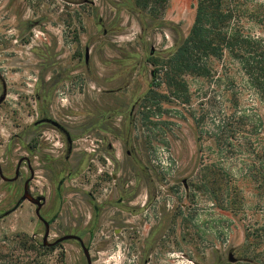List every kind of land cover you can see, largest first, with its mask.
Listing matches in <instances>:
<instances>
[{
    "label": "flooded vegetation",
    "instance_id": "flooded-vegetation-1",
    "mask_svg": "<svg viewBox=\"0 0 264 264\" xmlns=\"http://www.w3.org/2000/svg\"><path fill=\"white\" fill-rule=\"evenodd\" d=\"M71 1L55 21L61 28L73 26L70 34L76 45L70 57L64 31L48 29L46 16L23 19L25 13H16V35L0 37V97L6 93L0 107L10 89L3 59L15 62L10 63L12 70L35 75L31 120L17 128L5 145L0 141V200L6 196L0 214L16 204L27 185L30 195L39 198L42 219L35 216L32 238L41 244L47 227L48 242L61 240L55 247L74 248L77 255L65 264H99V255L112 244L123 246L127 254L131 249L140 251L137 264H151L154 246L168 233V221L171 225L180 214H187L182 198H191V181L197 174L178 178L176 166L164 168L154 161L158 151L149 136L145 141L143 126L154 130L162 124L151 120L152 115H160L162 103L148 99L158 81L156 60L173 45L157 48L149 36L169 25L160 21L165 7L154 15L157 20L134 9L132 0ZM83 18L90 19L91 30ZM128 18L138 28L133 49L112 43L130 28ZM36 29L43 38L33 35ZM102 50L115 55L109 57ZM62 89L68 97L76 89L67 107L58 106ZM191 118L189 129L196 146L199 130ZM29 204L35 215L36 206ZM138 217V222L132 221ZM136 235L138 239H133ZM228 259V253L215 255L211 264H252Z\"/></svg>",
    "mask_w": 264,
    "mask_h": 264
},
{
    "label": "rangeland",
    "instance_id": "rangeland-1",
    "mask_svg": "<svg viewBox=\"0 0 264 264\" xmlns=\"http://www.w3.org/2000/svg\"><path fill=\"white\" fill-rule=\"evenodd\" d=\"M150 1L151 7L153 2ZM66 4L72 3L64 0H16L12 3L0 0V37L16 35L14 27L19 23L16 13H25L23 19L46 16L50 19L48 29L64 31L66 56L70 57L76 45L74 34H70L73 26L61 28L55 23ZM166 4L160 21L167 22L169 27H162L161 32L149 36L155 39L157 48L163 49L174 45L179 30L186 33L190 28L196 0H167ZM217 7L231 17L226 25L221 24L222 28L218 27L214 32L217 34L221 29L229 35L236 33L246 40L244 48L240 45L225 47L220 56H204L200 75L186 70L171 75V64L159 62V78L149 96L162 103L160 115L151 117L152 121L162 124L154 130H146L143 126L145 141L149 136L151 146L158 151L154 161L164 168L168 164L176 166L174 171L180 179H189L197 172L191 181V198L187 201L182 198L187 214L184 217L180 214L171 225L168 221L165 226L168 233L154 246L151 264H211L215 255H224L229 249L235 251L242 246L244 249L235 253L236 257L256 262L252 264H264V0H212L209 8ZM68 8L74 7L69 5ZM83 20L84 26L91 30L90 19ZM126 21L127 25L131 21L130 28L112 43L133 49L136 47L137 23L133 18ZM33 35L44 36L37 29ZM103 51L109 57L115 55L110 50ZM257 55L262 57L258 64L262 69L261 91L253 84L248 66L242 62L243 57ZM2 61L10 88L7 102L0 107V141L5 145L17 128L31 120L29 115L34 111L31 85L35 75L24 69L12 70L10 63L13 60ZM169 80L176 85L168 84ZM61 92L64 93L59 96L58 106L67 107L76 89L70 90L69 97L63 89ZM190 115L200 122L201 160L199 157L194 172L196 146L189 129L193 122ZM89 179H92L90 175ZM38 180L44 183L42 179ZM5 200L4 195L0 208L5 206ZM139 218L132 221L138 222ZM35 224L33 208L27 202L0 220V264H65L77 255L74 248L68 246L48 249L35 246L31 241ZM163 236H157L156 241ZM99 257V264H137L140 251L131 249L127 254L123 246L112 244Z\"/></svg>",
    "mask_w": 264,
    "mask_h": 264
},
{
    "label": "trees",
    "instance_id": "trees-1",
    "mask_svg": "<svg viewBox=\"0 0 264 264\" xmlns=\"http://www.w3.org/2000/svg\"><path fill=\"white\" fill-rule=\"evenodd\" d=\"M149 1L150 0H132V3L134 5V9L143 15L152 19L160 20L154 15L160 14L163 11L167 0H151L150 3L153 2L151 7L149 6ZM211 1L212 0H197L194 22L188 34L184 39L179 36L178 40L174 43L167 55L159 60H156L159 67L162 61L171 64L169 74H178L181 71L186 70L191 74L200 75L203 70L201 59L204 56H220L222 48L237 47L239 45L240 48H244L247 44L246 40L236 36V33L229 35L226 32L222 33L221 29H219L220 31L217 32V34L214 32V29L221 27V24L226 25L230 20L229 17L231 16L229 13L223 14L219 7L210 9L209 5ZM261 59V55H257L251 58L249 56L243 57L242 60V62L248 66L247 72L251 76L253 84L256 88L258 87L260 91L263 90L261 89V83H259L262 75V69L258 68V64H261ZM158 72L160 73L159 68ZM168 84L176 85L172 80H169ZM148 100L155 101L156 99L152 98ZM195 123L199 130L200 122L196 119ZM195 133H197V131ZM196 136L201 148V140L198 135ZM31 241L35 246L41 249H48L47 247H42L32 238V236Z\"/></svg>",
    "mask_w": 264,
    "mask_h": 264
},
{
    "label": "water",
    "instance_id": "water-1",
    "mask_svg": "<svg viewBox=\"0 0 264 264\" xmlns=\"http://www.w3.org/2000/svg\"><path fill=\"white\" fill-rule=\"evenodd\" d=\"M64 1L65 2H70V3L73 2V1H69V0H64ZM196 5H197V0H196ZM195 11H196V8H195ZM194 16H195V14H194ZM193 22H194V20H193ZM193 22H192V24H193ZM191 26H190V28H191ZM190 28L187 30L186 33H183L181 30H179L180 33H177V35H179L182 39H184L185 36L188 34ZM5 95H6V93L4 91L3 95L0 97V104L4 101ZM195 140H196V148H197V151H196V163H195L193 172L198 167V162H199V157H200V146H199V143H198V139H197L196 133H195ZM24 202H29V203H31V204H33V205L36 206L35 216L37 217L38 221H42V219H41V217L39 215V208H40L39 198L38 199H34L32 197V195H30L29 188H28L27 185H25V187L23 188V195L16 202V204L10 210H8V211L0 214V220H3L6 217H8L9 215H11L12 213H14ZM232 217H234V215H232ZM60 242H61V240H57V241L52 242V243L48 242V228L46 227V230H45L44 235L42 236V242H41L40 245L42 247L49 248V247H55ZM233 252H234L233 249H229L227 251L228 256H229V259L228 260L231 263H236V262L256 263V262H254L253 260H250V259H246V258H236V257L233 256Z\"/></svg>",
    "mask_w": 264,
    "mask_h": 264
}]
</instances>
